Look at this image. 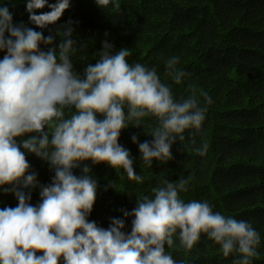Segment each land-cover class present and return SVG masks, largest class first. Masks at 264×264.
<instances>
[{
	"label": "clouds",
	"instance_id": "9594fccd",
	"mask_svg": "<svg viewBox=\"0 0 264 264\" xmlns=\"http://www.w3.org/2000/svg\"><path fill=\"white\" fill-rule=\"evenodd\" d=\"M95 2L103 9L111 0ZM45 7L50 11L36 14ZM69 7L70 0H26L29 20L40 29L56 24ZM12 20L9 9L0 6V52H6L0 59V192L10 190L18 201L0 209V264H177L165 246L172 248L178 237L190 250L202 235L219 245L224 257L237 254L233 264H251L259 255L260 235L249 222L215 212L206 201L185 202L180 193L188 190L191 176L164 179L151 197H138L137 206L124 211L125 218L132 217L130 233L123 231L124 220L113 218L105 229L88 219L98 185L86 162L123 169L129 180L142 183L129 150L119 144L121 132L154 118L152 142L139 143L141 159L149 167L154 160L168 162L186 131L201 130L211 96L190 85V95L177 100L155 68L130 64V49L113 52L107 41L81 77L72 56L84 46L72 39L71 21L58 33L59 50L42 51L40 45L51 46L54 38ZM179 62L178 56L166 61L165 75L176 85L189 75ZM208 149L204 142L196 151L204 156ZM26 153L54 170L38 206L21 190L37 187ZM76 168L83 175H75Z\"/></svg>",
	"mask_w": 264,
	"mask_h": 264
},
{
	"label": "trees",
	"instance_id": "16d2710c",
	"mask_svg": "<svg viewBox=\"0 0 264 264\" xmlns=\"http://www.w3.org/2000/svg\"><path fill=\"white\" fill-rule=\"evenodd\" d=\"M0 6L9 9L14 26L23 25L54 38L53 45H40L42 51L49 47L59 50L58 33L71 21L72 39L77 47L84 46L72 56L74 70L81 77L107 41L113 52L130 49V64L155 68L177 100L190 95V85L212 98L201 130L186 131L185 140L173 145V159L168 162L154 160L149 167L141 159L139 143L152 142L150 135L157 126L154 118H143L142 127L129 126L121 132L119 144L129 150L142 183L129 180L123 169L116 170L117 174L106 164L86 162L98 185L89 221L107 229L112 219L118 218L125 222L123 231L130 233L132 217L125 218L124 211L130 213L138 197H151L152 189L164 179L175 182L191 176L181 198L185 202L206 201L215 212L249 222L261 238L259 255L251 264H264V0H111L103 9L95 0H70L61 19L44 29L30 22L26 0H0ZM48 11L45 7L36 14ZM5 54L0 52V59ZM172 56L180 57L177 67L189 74L180 85L165 75L166 61ZM65 113L70 114L67 109ZM204 142L209 149L200 156L196 149ZM26 157L30 172L36 174L37 187L21 190L38 206L40 190L51 184L54 170L31 153ZM73 173L83 175L80 168ZM17 205L10 190L0 192V209ZM165 248L177 264H233L239 258L237 254L224 257L220 246L204 235L190 250L180 246L178 237H174L172 248Z\"/></svg>",
	"mask_w": 264,
	"mask_h": 264
}]
</instances>
